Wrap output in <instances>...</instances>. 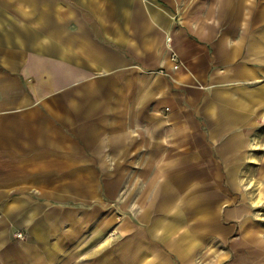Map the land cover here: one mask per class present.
Wrapping results in <instances>:
<instances>
[{"label":"crops","instance_id":"obj_1","mask_svg":"<svg viewBox=\"0 0 264 264\" xmlns=\"http://www.w3.org/2000/svg\"><path fill=\"white\" fill-rule=\"evenodd\" d=\"M0 264H264V0H0Z\"/></svg>","mask_w":264,"mask_h":264},{"label":"built area","instance_id":"obj_2","mask_svg":"<svg viewBox=\"0 0 264 264\" xmlns=\"http://www.w3.org/2000/svg\"><path fill=\"white\" fill-rule=\"evenodd\" d=\"M168 41H170L169 38H168ZM171 59L173 61L177 59V57H176V55L174 53H171ZM16 236L21 238L22 237V233L18 232V233H16Z\"/></svg>","mask_w":264,"mask_h":264},{"label":"rangeland","instance_id":"obj_3","mask_svg":"<svg viewBox=\"0 0 264 264\" xmlns=\"http://www.w3.org/2000/svg\"><path fill=\"white\" fill-rule=\"evenodd\" d=\"M112 232H114V230H112L109 234L111 235V234H113ZM111 236H114V234L113 235H111ZM24 237V234L22 233V238Z\"/></svg>","mask_w":264,"mask_h":264}]
</instances>
